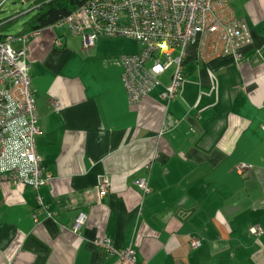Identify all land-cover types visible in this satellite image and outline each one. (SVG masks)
Instances as JSON below:
<instances>
[{
  "label": "crops",
  "instance_id": "0c3cea01",
  "mask_svg": "<svg viewBox=\"0 0 264 264\" xmlns=\"http://www.w3.org/2000/svg\"><path fill=\"white\" fill-rule=\"evenodd\" d=\"M226 3L252 31L243 60L202 56L191 44L170 102L158 85L129 103L121 56L140 52L133 38L100 37L86 48L53 25L31 37L36 149L54 178L37 191L2 185L0 264H112L92 243L103 235L133 246L148 264H264V0ZM240 163L250 170L237 171ZM141 177L146 194L136 184ZM80 211L88 219L78 236L70 227ZM253 226L263 232L250 233ZM192 237L201 240L196 248Z\"/></svg>",
  "mask_w": 264,
  "mask_h": 264
},
{
  "label": "built area",
  "instance_id": "2783aa9c",
  "mask_svg": "<svg viewBox=\"0 0 264 264\" xmlns=\"http://www.w3.org/2000/svg\"><path fill=\"white\" fill-rule=\"evenodd\" d=\"M227 1L87 0L53 26L80 36L86 48L93 47L100 37L135 39L140 52L121 56L122 81L129 103L141 102L158 85L162 86L159 97L170 102L184 81L183 58L191 44H200L202 56L223 54L232 56L236 63L243 60L244 48L253 42L252 31L244 19L226 11ZM39 31L9 34L0 40V189L8 182L37 191L54 178L36 149L41 131L27 62L28 42ZM16 41L22 43L20 48L14 46ZM209 46L212 49L207 52ZM170 69L169 83L162 84L160 76ZM54 108L60 111L62 105L55 101ZM172 124L169 120L164 128ZM261 129L264 130V123ZM236 169L249 171L250 166L240 163ZM136 184L144 194L150 191L147 177L137 179ZM110 186V179L103 177L101 193H107ZM48 216L56 218L57 213L48 211ZM87 219V213L80 211L70 231L80 236ZM249 232L259 235L263 231L253 226ZM92 243L114 257L112 264H148L147 259H139L133 246L117 247L107 235ZM190 244L196 248L201 240L192 237Z\"/></svg>",
  "mask_w": 264,
  "mask_h": 264
},
{
  "label": "trees",
  "instance_id": "16d2710c",
  "mask_svg": "<svg viewBox=\"0 0 264 264\" xmlns=\"http://www.w3.org/2000/svg\"><path fill=\"white\" fill-rule=\"evenodd\" d=\"M86 1L87 0H33L31 7L34 13L30 18L24 20L22 29L17 34L21 35L54 25L59 20L75 11ZM25 14L28 15L29 12H16L13 15L0 19V40L11 34L9 33V29L15 23L23 20Z\"/></svg>",
  "mask_w": 264,
  "mask_h": 264
},
{
  "label": "rangeland",
  "instance_id": "374dc122",
  "mask_svg": "<svg viewBox=\"0 0 264 264\" xmlns=\"http://www.w3.org/2000/svg\"><path fill=\"white\" fill-rule=\"evenodd\" d=\"M3 0H0V4ZM31 0H5L3 4L0 5V16L8 17L13 15L16 12L25 13L29 12V14L24 15V19L26 20L30 18V16L34 13V10H30ZM27 15V16H26ZM22 20L15 23L10 29L9 33L15 34L21 29Z\"/></svg>",
  "mask_w": 264,
  "mask_h": 264
}]
</instances>
